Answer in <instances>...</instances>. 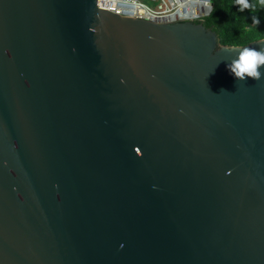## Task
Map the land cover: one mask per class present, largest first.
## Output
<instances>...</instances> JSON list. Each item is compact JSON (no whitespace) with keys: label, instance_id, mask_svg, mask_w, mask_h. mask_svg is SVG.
<instances>
[{"label":"water","instance_id":"obj_1","mask_svg":"<svg viewBox=\"0 0 264 264\" xmlns=\"http://www.w3.org/2000/svg\"><path fill=\"white\" fill-rule=\"evenodd\" d=\"M106 5L0 0V264H264V38Z\"/></svg>","mask_w":264,"mask_h":264},{"label":"built area","instance_id":"obj_2","mask_svg":"<svg viewBox=\"0 0 264 264\" xmlns=\"http://www.w3.org/2000/svg\"><path fill=\"white\" fill-rule=\"evenodd\" d=\"M151 7L141 0H107L106 9L126 17H137L149 21L164 23L178 21H198L208 16L213 7H206L204 0H151Z\"/></svg>","mask_w":264,"mask_h":264},{"label":"trees","instance_id":"obj_3","mask_svg":"<svg viewBox=\"0 0 264 264\" xmlns=\"http://www.w3.org/2000/svg\"><path fill=\"white\" fill-rule=\"evenodd\" d=\"M211 13L201 21L207 28H213L219 36V41L225 45H246L251 41L264 38V9L255 13L245 10L239 11L235 0H212ZM254 2V0H253ZM260 19L256 27L257 35H250L247 26L252 24V16Z\"/></svg>","mask_w":264,"mask_h":264},{"label":"clouds","instance_id":"obj_4","mask_svg":"<svg viewBox=\"0 0 264 264\" xmlns=\"http://www.w3.org/2000/svg\"><path fill=\"white\" fill-rule=\"evenodd\" d=\"M205 6L210 7L211 0H204ZM239 6V11L249 10L255 13L259 9H264V0H235ZM260 24L258 16H252V24L247 26L250 35H257L256 27ZM264 66V50L246 48L238 57L233 58L228 64L230 72L238 81H244L248 78L260 80L264 77V73L260 71ZM221 92H226L221 90Z\"/></svg>","mask_w":264,"mask_h":264},{"label":"rangeland","instance_id":"obj_5","mask_svg":"<svg viewBox=\"0 0 264 264\" xmlns=\"http://www.w3.org/2000/svg\"><path fill=\"white\" fill-rule=\"evenodd\" d=\"M141 1L144 2V3H146V4H148L151 7H156L155 6L156 5V2H153L151 0H141Z\"/></svg>","mask_w":264,"mask_h":264}]
</instances>
